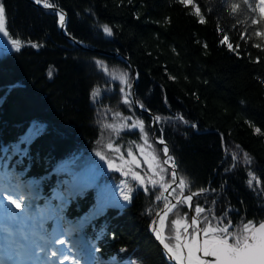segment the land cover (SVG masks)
Segmentation results:
<instances>
[{
  "label": "trees",
  "instance_id": "trees-1",
  "mask_svg": "<svg viewBox=\"0 0 264 264\" xmlns=\"http://www.w3.org/2000/svg\"><path fill=\"white\" fill-rule=\"evenodd\" d=\"M232 2L192 0L204 17L201 23L192 3L179 0H49L67 13L71 37L131 60L139 73L138 103L161 118L157 138L171 147L180 177L193 192L209 189L194 206L205 208L202 216L226 215L236 226L264 222V38H249L260 28L251 23L258 10L234 0L240 7L231 12ZM2 5L6 28L22 46L0 52V166L14 179L34 184L36 192L30 198L27 189L24 201L31 200L32 209L43 216L51 215L47 223L62 218L66 228L77 229L72 235L83 232L86 247L99 249L95 260H86L81 247V264H171L152 234V222L161 211L157 188L149 185L145 192L130 176L124 179L94 158L102 151L105 134L99 110L115 107L123 96L107 72H126L132 93L131 69L118 59L70 45L52 11L26 0H2ZM105 25L112 35L104 32ZM225 34L228 40L222 44ZM123 113L144 121L162 162L163 147L153 140L151 119L133 103ZM129 136L140 143L138 135ZM231 143L251 157L248 168L233 160ZM91 167L103 174L101 180L69 194L64 183L78 182ZM249 171L259 184L249 186ZM118 181L134 188L131 202L119 196L98 211L109 203ZM177 213L189 216L188 207L179 206L169 222Z\"/></svg>",
  "mask_w": 264,
  "mask_h": 264
},
{
  "label": "snow or ice",
  "instance_id": "snow-or-ice-1",
  "mask_svg": "<svg viewBox=\"0 0 264 264\" xmlns=\"http://www.w3.org/2000/svg\"><path fill=\"white\" fill-rule=\"evenodd\" d=\"M34 2L42 4L44 8H50L53 6L49 3V0H34ZM179 2L187 6V4L192 3V0H179ZM221 2L228 3L229 0H221ZM242 2L243 4L248 5L249 8H252L253 11L258 10L259 12V17L252 18L251 23H259L260 28L253 30V32L249 34V38H251L252 35L264 38V0H259V3H257L256 0H242ZM192 7L195 10V13L200 17V22H205L197 4L192 3ZM239 7L240 4L233 0L230 6V11L236 12ZM56 14L59 15L60 25L63 26V13L58 12ZM104 32L109 36L112 35V31L107 25L104 26ZM0 34L7 38V42L11 44L12 48L16 51L20 50L22 46L21 40L10 35L6 28L3 5H0ZM241 38L243 39L244 37L242 36ZM227 40L228 36L225 34L221 43L223 44L227 42ZM31 46L37 47L36 44H32ZM254 46L260 47L258 44H254ZM228 47L231 49L232 45L228 44ZM238 47L239 45H237V48ZM97 63L99 64L100 62L98 61ZM49 74L51 75V73ZM112 79H117V77L113 75ZM119 80L120 83L125 85L129 90L126 92L125 87L120 88V91L123 94L122 103L127 105L130 110L133 102L129 99L132 93L130 91L131 84L128 81L127 73L121 74ZM99 91V88L94 89L91 95L95 98L99 94ZM139 107L144 109V105L142 104L139 105ZM115 116L120 117L121 113L117 112ZM177 118L183 120V117ZM160 119L159 116L155 117L157 122H159ZM129 120L132 121L131 124H128ZM184 123H188V121H184ZM105 127L112 129L117 136H119L120 132L124 130H138L143 145L137 144L136 142L133 143L136 144V151L143 156V164L147 165V169L145 170L142 167L141 160L134 154L131 146L127 148V158H125V154L121 152V147L110 142L106 145V148L118 154L115 158L109 159L101 151L95 153L101 161L107 164L110 170L120 172L125 177L130 176L131 180L138 182V185L143 187L145 192L149 191V185L153 190L159 187L163 189V192H168L169 189H172L169 195L164 197L165 203L163 205L162 213L157 212V220L152 222V230L154 231L156 238L163 245V248L170 259L175 260L176 264H264V222L245 221L234 226L232 220L228 219L226 215L221 217H216L214 214L211 215V217L208 215L202 216V214L205 213V208L199 203H196L193 207V198L208 192L209 189L200 188L193 192L191 191L189 181L184 177L177 178L174 157L169 155V149L162 138L157 139L156 143L164 145L161 151L165 159L161 162L160 157L156 155L155 152H149L145 155V146L151 149L152 143L148 139L149 134L145 130L144 121L142 119L139 117L133 119L132 116H128L124 118L120 124H107ZM193 127H195V125H193ZM256 131L259 132L260 130L256 129ZM232 158L233 160H236L237 156L234 155ZM117 160L121 161L119 165L116 163ZM243 160L246 164H251L252 162L251 157L246 152L243 153ZM164 165H167L168 167L165 168ZM135 169H140V171H136ZM169 169H171L170 181L164 183V174L167 173ZM147 172H150L151 175L147 176L146 180L145 177ZM249 177V186H252L253 181H256V183L259 184V180L251 171H249ZM6 179V176L0 177V200H7L9 205L20 209L21 205L24 204L25 193L20 191L18 183L15 186L10 185L9 187H5L4 182ZM173 185H176V187L173 188ZM177 189H179L178 192ZM186 189H188L187 195H185ZM133 190L134 188L130 187L127 181L123 182L120 191L122 199L130 203ZM211 191L215 190L212 189ZM4 192H8V196H4ZM163 192L156 196L157 200L161 199ZM13 196L16 198L13 199ZM169 197L174 198L175 203H172ZM213 203H215V201H213ZM178 205H187L189 210L194 212V215L189 217L188 213H185L183 217H180L179 213H177V218L171 221V226L175 233L174 237H165L161 228H157L156 225L159 224L164 226L167 216L173 211V209L177 208ZM31 209L32 203L31 200H29V203L21 210V215L17 216L10 212L8 215L13 221L24 220L27 218L26 213L30 212ZM98 211H103V206H101ZM61 220L62 218H57V227L53 229L50 239L41 243L34 250V255H39V253L42 252L44 257L48 258L50 253L51 258H53L54 261L58 260L59 264H65V261L72 255L73 248H80L81 242L79 239H70L69 243L71 244V247L65 246L66 241L60 237L67 236L71 238L73 232L77 231V229L73 227H64ZM39 228L41 232L47 234V229L44 228L43 223L39 225ZM41 239H43V237H41ZM172 239L175 240V243L169 242ZM57 245L63 247H57ZM84 251L86 252V255L83 256L84 259L95 260L93 253L99 251V249L89 245ZM128 264H133V262L129 261Z\"/></svg>",
  "mask_w": 264,
  "mask_h": 264
},
{
  "label": "rangeland",
  "instance_id": "rangeland-1",
  "mask_svg": "<svg viewBox=\"0 0 264 264\" xmlns=\"http://www.w3.org/2000/svg\"><path fill=\"white\" fill-rule=\"evenodd\" d=\"M0 5H2V0H0ZM4 14H5V11H4ZM5 18H6V16H5ZM5 23H6V19H5ZM8 50H15V49L12 48L11 44L7 42V38L3 37V35L0 34V52H4V51H8ZM107 74H109V73L107 72ZM125 91L127 92L128 90L126 89ZM122 98H123V96L120 97V99H118V104L115 107H110V106L106 107L105 106V107H102L101 110H99L98 114H99V116L101 118L100 126H101V129L105 133L104 134V138H103V148H102L101 152L103 154H105L109 159L115 158L118 154L115 153L114 151L109 150V149L106 148V145L111 142V143H113L116 146H120L121 147V152H123L125 154V158H127L126 157L127 148L129 146H131L133 148L134 154L137 155V158L141 160L142 167L146 170L147 169V165L143 164V156H141V154L138 151H136V144L133 143V142H136V141H133L132 137L129 136L130 134H135V135H138L140 137L138 130H132V131L124 130V131L120 132L119 136H117V134L115 132H113L112 129L105 127V125H107V124H120L123 121L124 118L128 117V115H125L123 112L129 111V107L122 103ZM117 112L121 113L120 117H116L115 116V114ZM132 117H133V119H135L134 116H132ZM131 123H132V121L129 120L128 124H131ZM148 139H149V137H148ZM136 143L140 144V145H143V141L142 140L140 141V143L139 142H136ZM229 150H230L231 154H233V156L234 155L237 156L236 160L238 161L240 166H242L244 168H248L249 167V164H246L244 162V160H243V152H241L236 145L231 143L229 145ZM149 152H155L156 155L158 154L153 145H152L151 149H149V148H147V146H145V155H147ZM94 158H97L98 161H100L101 163H103L104 165L107 166V164H105L103 161H101L99 159V157H97L96 155H94ZM116 163L119 165L121 163V161L117 160ZM135 170L136 171H140V169H135ZM150 175H151L150 172L146 173V177H145L146 180H147V176H150ZM123 177H125V176H123ZM165 181H163V182L165 183ZM24 187H26V189L30 190V195H31L32 192H34V189H32V187H30L29 185L28 186L24 185ZM167 224H168V226L170 224V229H171L172 226H171V222H169V220H168ZM171 235H174V229H172ZM116 262L120 263L121 259L119 258L118 260H116ZM66 263H67V260L65 261V264Z\"/></svg>",
  "mask_w": 264,
  "mask_h": 264
},
{
  "label": "water",
  "instance_id": "water-1",
  "mask_svg": "<svg viewBox=\"0 0 264 264\" xmlns=\"http://www.w3.org/2000/svg\"><path fill=\"white\" fill-rule=\"evenodd\" d=\"M28 3H30L32 6L36 7V8H39V9H43V10H47V11H52L54 13H58V12H62L63 15H64V23H63V26L60 25V22L58 23V29H59V32L61 34L62 37H64L70 45H72L73 47L77 48V49H80L84 52H89V53H94V54H98L102 57H105V58H113V59H118L119 61L123 62L125 65H127L130 69H131V72H132V75H133V83H132V102H133V105L134 107L143 115L149 117L151 119V127H152V130H153V140L154 142L156 143L157 141V121L155 120V115L152 114L150 111L148 110H145V109H141L139 107V103H138V100H137V97H136V88H137V84H138V80H139V73L137 71V69L134 67L133 63L131 62V60L129 58H126L124 56H122L121 54L119 53H113V52H109V51H105V50H101V49H96V48H92V47H89L87 46L86 44L74 39L73 37H71L70 35H68V33L66 32V26H67V23H68V15L65 11H63L62 9L58 8V7H50V8H44L42 6V4H37L34 2V0H26ZM58 15V14H56ZM59 16V15H58ZM103 65L105 66L106 64L103 63ZM108 77L111 78V82L112 83H115V84H119L121 87H126L125 85H122L120 83V80H119V77L121 76V74L123 73H126L124 71H121V70H113V69H109L108 70ZM115 75L116 77L118 76V79L117 81H115L114 79H112V76ZM128 76V81L130 80V77L129 75L127 74ZM165 142V141H164ZM157 145L161 146V147H164V145H161V144H158L156 143ZM165 144L167 145L168 149H169V155H171V147L165 142ZM234 144V143H233ZM236 145V144H234ZM236 146H239V145H236ZM238 149L245 153L246 151L243 150V148H241L240 146L238 147ZM247 153V152H246ZM165 159V157L163 158ZM176 164V163H175ZM250 165V164H249ZM166 167H168L167 165H165ZM171 171V169H170ZM176 171H177V178L179 179L180 178V174H179V170H178V167H177V164H176ZM176 185H173V188H175ZM179 190V189H178ZM160 191L163 192V189L160 188ZM172 191V189H169L168 192H163V196L167 197L169 195V193ZM188 192H187V189L185 190V195H187ZM198 196H195L193 198V207H194V203H195V200L197 199ZM169 199H171V202L172 203H175V199L172 198V197H169ZM163 210V208H162ZM162 210L160 211L162 213ZM176 210L173 209V211L171 213H169V215L167 216L166 218V221H165V225L164 226H161L159 224L156 225L157 228H161L163 234L165 235V237H167L166 235V229H167V221L169 219V217L174 213V211ZM189 210V208H188ZM194 215V212L193 211H190L189 210V217L193 216ZM155 220H157V216L155 218ZM153 237L155 239V241L158 243V245L160 246L161 248V251L164 255V257L169 261L171 262V264H176V261L175 260H172L169 258L168 254L166 253V251L164 250L163 248V245L160 243V241L156 238V235L153 231Z\"/></svg>",
  "mask_w": 264,
  "mask_h": 264
},
{
  "label": "bare ground",
  "instance_id": "bare-ground-1",
  "mask_svg": "<svg viewBox=\"0 0 264 264\" xmlns=\"http://www.w3.org/2000/svg\"><path fill=\"white\" fill-rule=\"evenodd\" d=\"M59 30V29H58ZM67 32V31H66ZM69 35V34H68ZM98 55V54H97ZM103 65V64H102ZM1 151H2V153H5L6 152V147H5V145L4 144H1ZM172 156V155H171ZM3 157H4V155H3ZM2 166V165H1ZM165 166V165H164ZM166 167V166H165ZM88 170L89 171H96L95 169H94V167H91V168H88ZM127 177H124V179H126ZM24 182H25V180H19V181H17L16 183H15V185L18 183L19 184V186H20V191H22V192H24L25 193V196H27L28 195V193L26 192L27 191V189H26V187H24V185H29L30 187H33V183H26V184H24ZM64 183V182H63ZM77 184V182H75V183H70V184H65L64 183V185L66 186V191L70 194L71 192H72V189L74 188V186ZM33 189V188H32ZM29 190V189H28ZM36 192V189H34V192H32V193H35ZM72 194H74V193H72ZM28 197V196H27ZM29 197L31 198L32 196L29 194ZM29 202H26L25 204H24V206H23V208H25V206L28 204ZM35 209L36 208H33V209H31V211L30 212H28V213H35L36 211H35ZM63 226L64 227H66V225H65V223H63ZM82 240H84L85 241V237H84V234H83V232L80 234V236H79Z\"/></svg>",
  "mask_w": 264,
  "mask_h": 264
},
{
  "label": "flooded vegetation",
  "instance_id": "flooded-vegetation-1",
  "mask_svg": "<svg viewBox=\"0 0 264 264\" xmlns=\"http://www.w3.org/2000/svg\"><path fill=\"white\" fill-rule=\"evenodd\" d=\"M117 79H118V76H117ZM115 81H117L116 79H114ZM118 94H120V95H122V93H121V91H119L118 92ZM165 175V174H164ZM158 179V178H157ZM165 183H166V181H165ZM178 191V190H177ZM187 192H188V189H187ZM162 192L160 191V188L159 187H157V195H160ZM164 197L165 196H163L162 195V197H161V199L160 200H158L159 201V207H161V209L163 208V205H164V203H165V200H164ZM179 206H181V205H178L177 206V208H176V210L174 211V213L178 210V207ZM186 206V205H185ZM187 207V206H186ZM173 213V214H174ZM169 220V219H168ZM168 222V221H167ZM171 232H172V228L170 229L169 228V226H167V229H166V235H167V237H169V236H172V237H174V235H171ZM175 234V233H174ZM170 243H175V240L174 239H172V240H170L169 241Z\"/></svg>",
  "mask_w": 264,
  "mask_h": 264
}]
</instances>
